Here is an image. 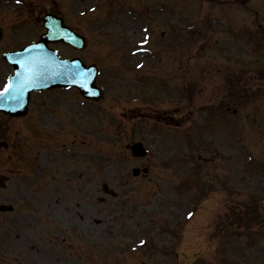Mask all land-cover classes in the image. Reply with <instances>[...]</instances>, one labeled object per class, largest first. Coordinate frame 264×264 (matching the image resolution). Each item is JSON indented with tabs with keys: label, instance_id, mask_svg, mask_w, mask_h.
I'll return each mask as SVG.
<instances>
[{
	"label": "rangeland",
	"instance_id": "1",
	"mask_svg": "<svg viewBox=\"0 0 264 264\" xmlns=\"http://www.w3.org/2000/svg\"><path fill=\"white\" fill-rule=\"evenodd\" d=\"M50 8L81 20L86 47H55L98 65L103 96L54 89L32 95L26 119L0 117V204L14 207L0 211V264H177L175 249L158 246L177 240L189 200L246 210L252 174L264 177V0H0V52L35 37L33 11ZM10 71L0 58V86ZM135 141L144 158L131 156ZM174 141L191 147L181 154ZM134 166L148 171L132 176ZM260 191L263 241L264 178ZM212 230L180 235L182 263L199 264L217 240L226 247L222 236L207 243ZM236 233L232 258L243 252ZM248 252L262 257L255 244Z\"/></svg>",
	"mask_w": 264,
	"mask_h": 264
},
{
	"label": "water",
	"instance_id": "2",
	"mask_svg": "<svg viewBox=\"0 0 264 264\" xmlns=\"http://www.w3.org/2000/svg\"><path fill=\"white\" fill-rule=\"evenodd\" d=\"M49 20L47 21L46 25L48 26L49 30H50V34H52L53 36H55V38H64L65 40L69 41V42H74V37L71 36L68 32H63V30L61 29L62 27L60 26V22L57 19H52V18H48ZM46 36L44 37L43 41H46ZM80 72V71H77ZM79 76H81V72L78 73ZM92 79H90V82H92ZM81 85V84H80Z\"/></svg>",
	"mask_w": 264,
	"mask_h": 264
},
{
	"label": "snow or ice",
	"instance_id": "3",
	"mask_svg": "<svg viewBox=\"0 0 264 264\" xmlns=\"http://www.w3.org/2000/svg\"><path fill=\"white\" fill-rule=\"evenodd\" d=\"M18 2H19V0H18ZM10 87H11L10 85H7V84H6V85L4 86V90H3L4 93H8L9 90H10ZM141 243H143V241H142Z\"/></svg>",
	"mask_w": 264,
	"mask_h": 264
}]
</instances>
